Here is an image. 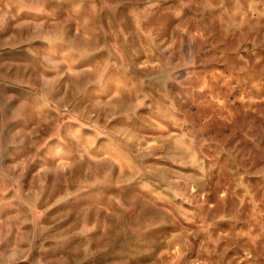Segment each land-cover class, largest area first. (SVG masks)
Listing matches in <instances>:
<instances>
[{"label": "rangeland", "instance_id": "1", "mask_svg": "<svg viewBox=\"0 0 264 264\" xmlns=\"http://www.w3.org/2000/svg\"><path fill=\"white\" fill-rule=\"evenodd\" d=\"M0 264H264V0H0Z\"/></svg>", "mask_w": 264, "mask_h": 264}]
</instances>
